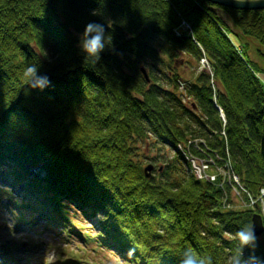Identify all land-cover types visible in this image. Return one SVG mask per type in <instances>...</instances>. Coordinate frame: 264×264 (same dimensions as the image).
Wrapping results in <instances>:
<instances>
[{
  "label": "trees",
  "instance_id": "trees-1",
  "mask_svg": "<svg viewBox=\"0 0 264 264\" xmlns=\"http://www.w3.org/2000/svg\"><path fill=\"white\" fill-rule=\"evenodd\" d=\"M208 6L0 0V211H36L67 234L75 216L96 218L95 238L124 264H180L187 250L227 264L253 213L224 208L230 188L195 179L184 157L209 165L226 146L240 184L264 186V10L223 8L230 28ZM90 21L105 26L99 60L79 46ZM230 36L255 42L263 65ZM32 65L43 90L26 82ZM181 69L192 79L180 90Z\"/></svg>",
  "mask_w": 264,
  "mask_h": 264
},
{
  "label": "rangeland",
  "instance_id": "rangeland-1",
  "mask_svg": "<svg viewBox=\"0 0 264 264\" xmlns=\"http://www.w3.org/2000/svg\"><path fill=\"white\" fill-rule=\"evenodd\" d=\"M183 27H185L183 28L185 31H182L183 29L178 30L177 34L186 32V29L189 28V26L185 24H183ZM187 33L192 35L191 31ZM228 38L234 42V45H238V47H236L237 50L241 51L244 47V52L247 55L246 57L253 63L258 66L263 65V62H261L260 58L256 55V50L262 49L255 42H248L242 38H234L232 36ZM208 68L207 61L201 59L198 68L195 70H197V72L201 70L207 71ZM180 73L183 78L180 80L181 90L191 82L192 74L188 69H181ZM256 77L264 85V74L259 72ZM212 86L213 88L211 89L215 91L216 87L214 83H212ZM220 118V120L224 122V116L221 112ZM224 144H226V142H224ZM196 146L198 149L200 146L204 148L201 142ZM177 148L176 150L183 151L181 149L182 147ZM226 149L225 146V149H223V160L222 158L221 160H217L218 158H215L216 160L210 159L208 166V163H205L203 160H201L202 163L198 161H193L192 163V160L184 157L187 162L188 173L195 179L214 183L215 187L221 190L222 195L225 192L224 185H227V187L230 188L229 191H231L230 195L229 192L226 191L227 195H229V203L222 201V206L224 208L227 206V209L232 208L236 211H251V213H253L252 215H259L264 230V217H262L260 213L262 210L259 209V212H256L251 208V205L257 202L261 208L264 209V206L261 205L264 203V186L257 189L258 191L256 193L246 190L235 176ZM147 155L152 156L154 154L150 153ZM210 173L212 175H210ZM1 189L2 186L0 185V191ZM1 197H3L2 193L0 194V198ZM12 197L14 196L12 195ZM4 202L5 201H2L0 204L1 207ZM259 205H257L258 208H260ZM24 217L26 220L29 218V221L21 223L20 226L17 227L18 218L10 214L8 210L1 208L0 242L8 250V254L7 256H0V258L6 261L5 264H124V262L117 258V255L115 256L112 251H109L106 247L104 248V245H101L98 239L94 238V240L91 241H87L86 239L85 241L82 240L79 235L83 236L85 231L89 233L91 238L96 236L95 230L88 229L91 228L89 226V219H82L81 217L75 216L72 219L73 224L71 223L70 227L79 235H76L74 232L68 235L59 224L52 223V225L49 226L45 225L40 219L36 220L37 217L31 219L32 212L31 214L25 212ZM91 221L93 224L96 218L91 219ZM262 233L258 236H261Z\"/></svg>",
  "mask_w": 264,
  "mask_h": 264
},
{
  "label": "clouds",
  "instance_id": "clouds-1",
  "mask_svg": "<svg viewBox=\"0 0 264 264\" xmlns=\"http://www.w3.org/2000/svg\"><path fill=\"white\" fill-rule=\"evenodd\" d=\"M105 26L95 21H90L85 25L83 37L79 46L89 57L95 60L100 59V53L105 49L104 43ZM35 65L26 67L24 77L30 89L43 90L50 83L49 77H40ZM234 238L238 241V247L234 254L230 256L227 264H264V256L256 255L259 248L260 237L257 235L254 225H247L235 233ZM249 249V254L244 255V249ZM180 264H212L210 257H198L191 250L183 253Z\"/></svg>",
  "mask_w": 264,
  "mask_h": 264
},
{
  "label": "water",
  "instance_id": "water-1",
  "mask_svg": "<svg viewBox=\"0 0 264 264\" xmlns=\"http://www.w3.org/2000/svg\"><path fill=\"white\" fill-rule=\"evenodd\" d=\"M205 5H208V10L213 12L216 17H218L222 22H224L227 27L232 26L228 15L223 10V8L239 10V11H258L264 10V0H202ZM233 30V29H232ZM152 167L149 165L144 168V175L149 177ZM259 215H252L251 225L256 228L257 235L263 232L262 220Z\"/></svg>",
  "mask_w": 264,
  "mask_h": 264
},
{
  "label": "built area",
  "instance_id": "built-area-1",
  "mask_svg": "<svg viewBox=\"0 0 264 264\" xmlns=\"http://www.w3.org/2000/svg\"><path fill=\"white\" fill-rule=\"evenodd\" d=\"M188 159H189V158H188ZM190 160H191V159H190ZM193 161H194V162H197V160H195V159L192 160V163H193ZM198 162L200 163L201 161L198 160ZM201 163H202V162H201ZM207 166H208V165H207ZM257 205H259V204H258L257 202H255L254 204L251 205V208L255 210V209H257ZM261 205L264 206V203H262ZM259 207H260L259 209L263 210V209L261 208L260 205H259ZM259 209H258V210H259Z\"/></svg>",
  "mask_w": 264,
  "mask_h": 264
},
{
  "label": "bare ground",
  "instance_id": "bare-ground-1",
  "mask_svg": "<svg viewBox=\"0 0 264 264\" xmlns=\"http://www.w3.org/2000/svg\"><path fill=\"white\" fill-rule=\"evenodd\" d=\"M260 213L262 214V217H264V209L262 211H260Z\"/></svg>",
  "mask_w": 264,
  "mask_h": 264
}]
</instances>
